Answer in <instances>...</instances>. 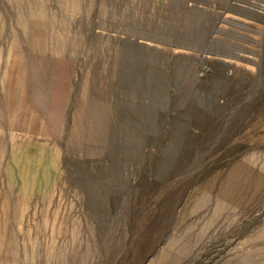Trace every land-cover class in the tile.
Listing matches in <instances>:
<instances>
[{
	"label": "rangeland",
	"instance_id": "374dc122",
	"mask_svg": "<svg viewBox=\"0 0 264 264\" xmlns=\"http://www.w3.org/2000/svg\"><path fill=\"white\" fill-rule=\"evenodd\" d=\"M0 264H264V0H0Z\"/></svg>",
	"mask_w": 264,
	"mask_h": 264
},
{
	"label": "bare ground",
	"instance_id": "6f19581e",
	"mask_svg": "<svg viewBox=\"0 0 264 264\" xmlns=\"http://www.w3.org/2000/svg\"><path fill=\"white\" fill-rule=\"evenodd\" d=\"M231 180V179H230ZM226 191V190H225Z\"/></svg>",
	"mask_w": 264,
	"mask_h": 264
}]
</instances>
